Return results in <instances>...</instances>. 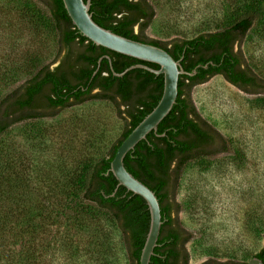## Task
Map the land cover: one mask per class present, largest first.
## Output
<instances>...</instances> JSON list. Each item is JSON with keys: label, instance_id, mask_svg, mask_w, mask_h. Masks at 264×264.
<instances>
[{"label": "rangeland", "instance_id": "374dc122", "mask_svg": "<svg viewBox=\"0 0 264 264\" xmlns=\"http://www.w3.org/2000/svg\"><path fill=\"white\" fill-rule=\"evenodd\" d=\"M148 1L155 17L146 36L166 42L217 31L252 0ZM241 48L246 63L264 79V23ZM57 52V35L41 19L35 0H0V97L37 64L55 66ZM190 97L228 142L227 152L190 163L179 181L178 223L192 236L190 264L248 261L263 246L264 93L247 94L217 75L193 88ZM124 129L110 102L91 101L16 125L2 137L0 215L15 224V252L33 256L30 264L130 263L116 224L103 215L69 210L82 166L107 155ZM29 212L33 216L21 225Z\"/></svg>", "mask_w": 264, "mask_h": 264}, {"label": "trees", "instance_id": "16d2710c", "mask_svg": "<svg viewBox=\"0 0 264 264\" xmlns=\"http://www.w3.org/2000/svg\"><path fill=\"white\" fill-rule=\"evenodd\" d=\"M35 2L41 19L57 35L55 61L59 64L56 67L51 63L37 64L23 83L0 97V142L16 125L53 118L65 109L91 101L110 102L125 121V129L107 155L82 166L75 179L69 210L83 217L103 215L116 224L123 235L129 264H140L150 228L148 205L140 196L118 186L110 169L123 141L160 102L164 76L137 68L116 77L105 56L111 58L116 73L137 64L155 70L160 67L96 46L73 24L63 0ZM91 3L90 13L99 26L160 47L180 61L185 71H196L194 76H180L172 111L157 132H151L124 160L126 169L149 187L160 203L163 224L150 264H190L187 244L192 236L178 223L181 206L176 194L181 175L190 163L206 161L228 151L227 140L200 116L190 93L217 75L247 94L264 93V79L246 63L241 50L250 31L264 23V0L247 3L217 31L166 42L146 36L155 17L148 0H91ZM32 216L29 212L21 225H26ZM6 218L0 215V264H30L33 256L15 252L16 226L11 221L9 227ZM262 238L263 246L253 257L264 263V233ZM247 263L209 259L201 264Z\"/></svg>", "mask_w": 264, "mask_h": 264}, {"label": "water", "instance_id": "95a60500", "mask_svg": "<svg viewBox=\"0 0 264 264\" xmlns=\"http://www.w3.org/2000/svg\"><path fill=\"white\" fill-rule=\"evenodd\" d=\"M63 3L79 32L96 46L160 67V69L155 70L149 66L137 64L122 73H116L111 58L105 56L109 60L111 70L116 77H123L129 71L137 68L164 76V92L160 102L123 141L116 152L110 169L118 181V186H123L129 192L140 196L148 205L150 228L142 250L140 264H150L163 224L161 207L156 194L126 169L124 160L127 154L134 150L141 141L145 140L151 132H157L158 126L170 114L178 97L180 76H194L196 71L193 73L185 71L180 61H176L166 50L160 47L125 38L99 26L90 13L91 0H63ZM102 59L99 60V63ZM58 64L59 62L53 67ZM204 68H207V66H204ZM247 264L264 263L258 257H252Z\"/></svg>", "mask_w": 264, "mask_h": 264}]
</instances>
